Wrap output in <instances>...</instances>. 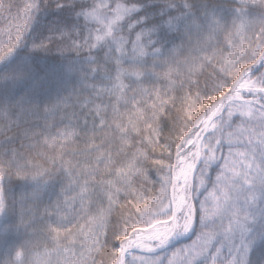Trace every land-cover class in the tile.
Listing matches in <instances>:
<instances>
[{"label": "snow or ice", "instance_id": "snow-or-ice-1", "mask_svg": "<svg viewBox=\"0 0 264 264\" xmlns=\"http://www.w3.org/2000/svg\"><path fill=\"white\" fill-rule=\"evenodd\" d=\"M264 264V0H0V264Z\"/></svg>", "mask_w": 264, "mask_h": 264}, {"label": "trees", "instance_id": "trees-1", "mask_svg": "<svg viewBox=\"0 0 264 264\" xmlns=\"http://www.w3.org/2000/svg\"><path fill=\"white\" fill-rule=\"evenodd\" d=\"M138 255H139L138 252H133V255L128 257V260H129L130 264H135V263L137 264V263H139L138 260L133 261V257H134V256H138Z\"/></svg>", "mask_w": 264, "mask_h": 264}, {"label": "rangeland", "instance_id": "rangeland-1", "mask_svg": "<svg viewBox=\"0 0 264 264\" xmlns=\"http://www.w3.org/2000/svg\"><path fill=\"white\" fill-rule=\"evenodd\" d=\"M136 264V263H135ZM137 264H139V263H137Z\"/></svg>", "mask_w": 264, "mask_h": 264}, {"label": "water", "instance_id": "water-1", "mask_svg": "<svg viewBox=\"0 0 264 264\" xmlns=\"http://www.w3.org/2000/svg\"><path fill=\"white\" fill-rule=\"evenodd\" d=\"M135 252V251H134Z\"/></svg>", "mask_w": 264, "mask_h": 264}]
</instances>
